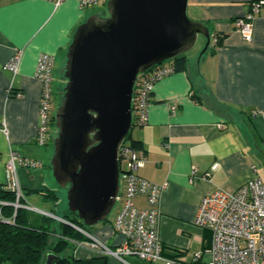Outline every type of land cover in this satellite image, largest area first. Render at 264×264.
Returning a JSON list of instances; mask_svg holds the SVG:
<instances>
[{"label":"crops","instance_id":"1","mask_svg":"<svg viewBox=\"0 0 264 264\" xmlns=\"http://www.w3.org/2000/svg\"><path fill=\"white\" fill-rule=\"evenodd\" d=\"M188 1L190 18L209 28L208 50L200 54L206 39L199 35L200 48L186 53L185 69L154 82L148 121L131 128V137L141 143L139 151L146 157L139 175L163 187L158 205L162 244L183 249L182 259L187 264L196 252L202 254L200 263L209 258L205 249L210 245V232L193 221L203 194L215 187L235 190L257 174L264 180V0L252 21L251 40L236 29L234 20L249 11L253 0ZM90 9L82 8L76 0L56 5L49 0H0L1 187L6 185L5 167L14 150L41 162L39 168L17 166L21 189H48L50 163L45 162H51L55 128L49 124L48 138L44 144L38 143L42 86L35 77L36 63L40 53L55 54L53 65L58 62L62 68L61 92L65 52L77 26L95 13ZM219 36L222 42L216 46ZM17 52L19 67L14 73L5 65ZM54 69L55 65L52 72ZM51 77L53 84L52 73ZM56 104L54 100L52 109ZM171 105L177 106L174 113ZM34 194L25 196L24 204L30 207L26 208L46 214V209L34 203L51 204ZM134 200L138 208L148 207L146 198ZM89 233L112 248L123 241L112 222L100 223ZM73 254L76 259L102 255L80 244ZM105 257L106 264H166L162 259L147 262L133 256H126L125 261Z\"/></svg>","mask_w":264,"mask_h":264},{"label":"water","instance_id":"2","mask_svg":"<svg viewBox=\"0 0 264 264\" xmlns=\"http://www.w3.org/2000/svg\"><path fill=\"white\" fill-rule=\"evenodd\" d=\"M188 2L107 0L106 13L88 16L72 36L50 166L58 185L67 187L69 211L84 226L105 221L116 204L118 151L133 127L140 73L192 50L199 35L206 39L200 54L208 50L209 28L189 17ZM57 258L50 253L45 262Z\"/></svg>","mask_w":264,"mask_h":264},{"label":"built area","instance_id":"3","mask_svg":"<svg viewBox=\"0 0 264 264\" xmlns=\"http://www.w3.org/2000/svg\"><path fill=\"white\" fill-rule=\"evenodd\" d=\"M49 1L56 5L65 0ZM76 1L84 9L97 4L105 5L107 2V0ZM262 5L263 1L253 0L249 5V11L234 20L236 29L247 40L252 39V21L255 14L260 12ZM19 59L20 55L17 52L5 67L14 73L17 72ZM54 60L55 54L43 52L36 63L35 77L42 86L39 109L42 125L37 133V141L40 144H44L48 138L46 122L52 113L54 102L51 77ZM167 62L157 64L138 76L132 94L133 125L142 126L148 121V105L154 82L174 73L171 60ZM176 108V105H171V112L174 113ZM219 127L222 128L220 124ZM124 142L118 151L120 190L115 206L120 203V207L112 221L115 232L123 237V241L112 248L91 237L90 233L84 232L91 239L79 244L97 250L102 255L115 256L122 261L126 260V256H133L147 262L162 259L166 264H176L172 259L162 255L163 245L159 234L161 212L158 205L163 187L139 175L138 170L146 161L145 154ZM8 159L5 167V186L16 194L18 200L23 194L17 179V166L39 168L41 162L22 157L14 150ZM253 170L256 172V168ZM191 175L192 179L197 178L195 170H192ZM137 196L146 198L148 207L138 208L134 200ZM15 205L19 206L17 203ZM193 221L197 226L210 230L211 244L205 250L209 255L206 262L200 263L202 254L196 252L189 264H264V180L258 174L235 190L215 187L203 194ZM177 264L187 263L183 261Z\"/></svg>","mask_w":264,"mask_h":264},{"label":"trees","instance_id":"4","mask_svg":"<svg viewBox=\"0 0 264 264\" xmlns=\"http://www.w3.org/2000/svg\"><path fill=\"white\" fill-rule=\"evenodd\" d=\"M221 42L219 36L215 38L214 44L219 46ZM187 61L186 53L174 57L171 60L173 71L184 70ZM62 89L64 90V87ZM54 116V114H50L46 122L48 126L49 124L55 125ZM124 143L131 148H141V143L133 139L131 133ZM49 169H51L50 165ZM34 193L41 195L42 200L47 203H56L59 200L58 192L53 189L22 190L23 195L17 200L13 191L5 185L4 187L0 186V264H42L50 253L59 257L53 260L52 264H106L105 255L90 259H76L74 257V247L89 240V237L81 229L89 233V228H91L84 226L77 214L69 211L64 216L67 219L65 222L57 221L54 224L52 217L43 213L42 215L33 214L29 218L26 214L27 208L24 205L25 196ZM15 203H18L19 206L16 207ZM207 230L210 232L209 229ZM162 245L164 257L172 259L176 264L184 261L182 256L185 251L183 249L172 245Z\"/></svg>","mask_w":264,"mask_h":264},{"label":"rangeland","instance_id":"5","mask_svg":"<svg viewBox=\"0 0 264 264\" xmlns=\"http://www.w3.org/2000/svg\"><path fill=\"white\" fill-rule=\"evenodd\" d=\"M91 11H93V12H95L96 14H98V15H103V14H105L106 13V11H107V5L105 4V5H101V4H97V5H95L94 7H91V9H90ZM189 15V14H188ZM190 17V16H189ZM192 19V18H191ZM201 39V38H200ZM200 41L201 40H197L196 41V44H195V46H194V50H197L198 48H200L199 46H200ZM167 61H169V60H167ZM166 61V63H168ZM55 65V69H57V71H55V69L53 70V72H52V76H54V82H53V86H54V88H55V90H54V96H53V99L57 102V104L54 106V108L51 110L52 111V114H54L55 115V113H56V108H57V106L60 104V101H61V99H58L59 97H60V93H61V96H62V94H63V92H64V90L62 89V91L60 92V86H61V70H62V68H61V66L59 65V63L57 62V63H55L54 64ZM64 84H63V86L62 87H64L65 86V84H66V78H65V76H64ZM65 89V88H64ZM53 128H55V136L57 135L56 133H57V129H56V127H55V125L53 126ZM50 147H51V151L53 150V141L51 142V144H50ZM52 153H53V151H52ZM46 164H48V163H50L48 160H46V162H45ZM47 175H48V177H50L49 179H50V181H51V183L49 184L48 183V185H47V188L48 189H53V190H55L56 192H58V194H59V200L56 202V203H50L51 204V206L49 205V207H45V205H43V204H39L38 202H36V203H34V205H36V206H38L39 208H44V209H46L47 210V212H46V215H48V216H50V217H52V219H53V224L54 223H56L57 221H61L59 218H63L64 220H67L66 218H64V216L65 215H67L68 214V212H69V206H68V203H67V192H66V190H67V187H64V188H61L59 185H58V183H57V181H55V178H54V176H53V171H52V169H49L48 171H47ZM32 195H35V194H32ZM32 195H30V196H32ZM26 201V200H25ZM30 202L31 203H33V199L32 200H30ZM18 204V203H17ZM25 205V204H24ZM17 207V206H16ZM25 207H29V206H25ZM119 207H120V203H117V205L111 210V214L108 216V218L105 220V221H100V223L101 224H107V223H110V222H112L113 221V218H114V216L116 215V212H117V210L119 209ZM30 208V207H29ZM26 214H27V216H29V218H30V216H32L33 214H39V215H42V213L41 212H39V210L38 209H26ZM44 214V213H43ZM100 223H98V224H96L95 226H93V227H91V228H89V230L91 231L94 227H100ZM83 233L84 232H86L85 230H81ZM87 233V232H86ZM85 234V233H84ZM89 234V233H88ZM86 235V234H85ZM87 236V235H86ZM42 264H46V262L44 261V263H42Z\"/></svg>","mask_w":264,"mask_h":264},{"label":"bare ground","instance_id":"6","mask_svg":"<svg viewBox=\"0 0 264 264\" xmlns=\"http://www.w3.org/2000/svg\"><path fill=\"white\" fill-rule=\"evenodd\" d=\"M26 206V205H25ZM24 207V206H23Z\"/></svg>","mask_w":264,"mask_h":264}]
</instances>
